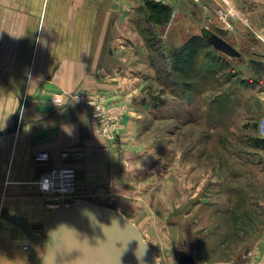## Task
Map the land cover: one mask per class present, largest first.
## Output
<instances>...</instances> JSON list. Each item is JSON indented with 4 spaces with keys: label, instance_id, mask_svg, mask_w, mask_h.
Returning <instances> with one entry per match:
<instances>
[{
    "label": "crops",
    "instance_id": "1",
    "mask_svg": "<svg viewBox=\"0 0 264 264\" xmlns=\"http://www.w3.org/2000/svg\"><path fill=\"white\" fill-rule=\"evenodd\" d=\"M156 1L175 17L182 0ZM143 6L138 0H0V131L14 125L20 101L32 98L18 131L0 137V204L42 234L56 211L37 185L45 172L76 168L72 201L113 209L127 181L154 160L141 136L146 121L136 108V71L144 66L138 50L146 48L149 29L140 15ZM241 22L247 124L264 116V0H243ZM79 91L100 96L114 119L109 135H97L90 107L70 98ZM60 94L67 98L62 107L52 102ZM43 151L51 159L38 163L36 154ZM255 152L264 157V146ZM258 241L264 248V234ZM46 248L0 216V264H39Z\"/></svg>",
    "mask_w": 264,
    "mask_h": 264
},
{
    "label": "rangeland",
    "instance_id": "2",
    "mask_svg": "<svg viewBox=\"0 0 264 264\" xmlns=\"http://www.w3.org/2000/svg\"><path fill=\"white\" fill-rule=\"evenodd\" d=\"M138 1L153 32L138 50L136 108L154 160L127 181L113 209L141 230L160 264L184 254L196 264H264V157L255 152L264 139L256 122L243 121V0H182L175 17L154 15L158 26L148 22L147 2L156 0ZM203 31L242 56L215 50ZM187 43L199 48V70L185 78L171 62Z\"/></svg>",
    "mask_w": 264,
    "mask_h": 264
},
{
    "label": "water",
    "instance_id": "3",
    "mask_svg": "<svg viewBox=\"0 0 264 264\" xmlns=\"http://www.w3.org/2000/svg\"><path fill=\"white\" fill-rule=\"evenodd\" d=\"M213 47L229 57L241 53L221 36L203 31ZM32 98L21 100L13 116L14 125L0 131V137L20 128L21 112ZM0 216L19 228L35 243L47 246L39 264H160L141 230L118 210L79 201L55 211L46 234L38 232L28 220L12 214L0 204ZM178 264H196L184 254ZM229 264V263H217Z\"/></svg>",
    "mask_w": 264,
    "mask_h": 264
},
{
    "label": "built area",
    "instance_id": "4",
    "mask_svg": "<svg viewBox=\"0 0 264 264\" xmlns=\"http://www.w3.org/2000/svg\"><path fill=\"white\" fill-rule=\"evenodd\" d=\"M226 14L223 13L222 20L226 21ZM228 26H231L228 23ZM73 100L90 107L91 117L95 126L97 135H109L107 127L113 124L114 119L106 113L100 96L88 91H79L70 97ZM66 95L60 94L53 97L52 102L59 107L66 105ZM109 125V126H108ZM258 134L264 139V116L258 122ZM38 163H44L51 159L48 152H39L35 157ZM40 192L42 193L46 206L52 210H58L62 207L74 203L78 191V172L74 167L54 168L45 172L37 181ZM76 201V200H75ZM27 248V247H26Z\"/></svg>",
    "mask_w": 264,
    "mask_h": 264
},
{
    "label": "trees",
    "instance_id": "5",
    "mask_svg": "<svg viewBox=\"0 0 264 264\" xmlns=\"http://www.w3.org/2000/svg\"><path fill=\"white\" fill-rule=\"evenodd\" d=\"M144 3H145V0H144ZM147 5L149 7V10H151L153 12L152 15H150V17L148 18V22L149 23L154 22L155 26H158L160 24V20L155 19L156 17L154 15H157L159 17H164L166 15L171 14V11H172V9L169 6H167L161 2H158V1H154V5H152L150 2H147ZM152 32H153V30L149 27V29L147 30V36L150 37L152 35ZM204 38L208 41V39L205 36H204ZM208 43L211 45V43L209 41H208ZM211 46L213 47V45H211ZM194 47L195 46L193 44L187 43L186 45L181 46L180 51L178 53H176L177 59H176V61H172L171 63H173V65L175 67V71H176L175 73L177 75H183L184 77L185 76L189 77V75L192 76V75L198 74L199 69H197V68L199 67V65L197 66V64L195 62L198 58L197 55L199 52V48L197 47L196 49H193ZM194 68H196V69H194ZM194 70L196 71V73H194ZM190 84H192V83H190ZM259 121H260V119L258 121H256V123H255L256 129L258 127Z\"/></svg>",
    "mask_w": 264,
    "mask_h": 264
}]
</instances>
